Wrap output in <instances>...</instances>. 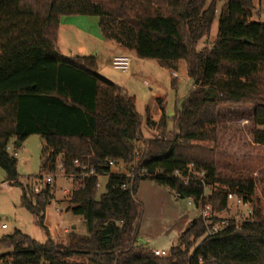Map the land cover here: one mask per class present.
Here are the masks:
<instances>
[{
  "label": "trees",
  "instance_id": "16d2710c",
  "mask_svg": "<svg viewBox=\"0 0 264 264\" xmlns=\"http://www.w3.org/2000/svg\"><path fill=\"white\" fill-rule=\"evenodd\" d=\"M259 1L0 0V168L18 185L9 143L15 139L17 146L39 135V178L58 170L71 178L67 208L86 225L85 234L71 229L63 240L52 239L44 225L52 185L39 192L27 185L21 205L36 217L47 240L40 243L19 230L2 236L0 264H264V207L255 196V179L223 174L216 165L220 107H250L252 140L264 145V22L252 20ZM218 2L223 3L216 37L198 48L210 34ZM70 16L89 21L87 27L96 28H88L90 33L122 51L185 73L192 87L171 118L173 131L167 129L165 98H156L157 120L147 110L141 116L134 97L96 73L95 56L60 55L58 31ZM142 120L159 136L143 139ZM118 165L125 171L144 168L147 175L132 181L112 169ZM175 171L189 177L187 184ZM102 175L105 192L97 198ZM199 177L209 191L204 202L212 222L228 212V193L251 205L253 219L209 236L198 215L167 256L154 255L137 241L138 182L151 180L178 198L193 197L199 208L205 191Z\"/></svg>",
  "mask_w": 264,
  "mask_h": 264
},
{
  "label": "rangeland",
  "instance_id": "374dc122",
  "mask_svg": "<svg viewBox=\"0 0 264 264\" xmlns=\"http://www.w3.org/2000/svg\"><path fill=\"white\" fill-rule=\"evenodd\" d=\"M211 0H206L209 4ZM223 2L217 3L216 19L214 20L208 37L202 38L198 48L212 42L217 34V17ZM252 20L264 22V0L256 3ZM89 21H82L80 16L69 18V24L62 25L58 31L57 50L64 57L76 55H92L99 51L97 56L101 76L119 84L128 96L135 99L136 111L144 115L145 110H155V98H165V113L173 117L179 108L183 97L192 87V82L184 72H178L177 77L161 67L156 60H140L131 58V67L128 72L113 69L108 63L107 56L112 50L96 37L87 32ZM89 31V30H88ZM90 32V31H89ZM92 33V32H91ZM106 47V48H105ZM122 54L129 55V51ZM176 78L177 85L172 86V79ZM250 107L224 106L218 109V131L216 143V165L223 174L230 172L252 176L256 183L255 196L261 199L264 207V145L255 144L252 140L254 127ZM169 118L168 131H173L174 125ZM145 124L142 120L141 131L143 139L157 137L160 131L149 129L145 133ZM43 141L39 135L28 136L20 145L15 146V139L9 143V152L14 154L17 164L18 185L7 181L5 172L0 168V238L19 230L36 241L43 243L47 240L46 232L39 226L37 219L21 205L23 187L29 186L33 190L35 185L44 186L39 178L40 152ZM147 148L142 144L141 149ZM114 171L129 170L118 165L112 167ZM52 200L47 205L44 216V225L49 235L55 241H61L72 227L80 234L86 233V225L82 216L73 215L65 209L68 205V195L64 190H71L72 180L64 176L63 172L53 173ZM99 188L97 198L105 192L107 176L98 179ZM207 193L209 191L207 190ZM134 198L140 203L141 213L137 223L138 238L142 237L147 246L153 250L164 249L169 251L171 244L176 243L179 234L186 228L189 221L200 215V210L189 205L188 200L176 198L167 187L151 180L138 182ZM229 210L223 213L224 218H238L240 213L245 215L251 208L248 203L241 206L229 202ZM4 225L5 227H2ZM66 230V231H65ZM137 238V239H138Z\"/></svg>",
  "mask_w": 264,
  "mask_h": 264
},
{
  "label": "built area",
  "instance_id": "2783aa9c",
  "mask_svg": "<svg viewBox=\"0 0 264 264\" xmlns=\"http://www.w3.org/2000/svg\"><path fill=\"white\" fill-rule=\"evenodd\" d=\"M130 64H131V58H130V56H128L126 54H122V53L117 54V55L113 56L111 59V66L113 67V69L119 70L121 72H128L129 68H130ZM172 74L174 77H177V74L175 72H173ZM14 154H16V152H14ZM139 159H140V153H139V151H136L135 152V160H139ZM108 164L110 166H113L114 162L109 161ZM58 165H60V163H58ZM90 174H93V170L90 171ZM200 174H201L200 176L203 175V173H200ZM125 175L133 181L136 178L146 176L147 173H146L144 168H138L137 170L135 168V169L129 170L128 172H125ZM174 175L181 178L183 181V184H187V182L189 181V177L181 176L178 171H175ZM198 179L204 185V182L202 181L201 177H199ZM53 180H54L53 174H47L42 179L44 185H52ZM126 187H128V184H126V183L122 184L123 189ZM204 189H205V191L202 195V199H203L202 203L200 204L199 208H197V209L200 210V216L203 219L204 224L206 226V235H209V236L214 235L226 227H229V226L237 227L241 222L253 219L252 209L249 208L245 215L241 214V215H239L238 218H226V217L224 218L223 217V218H219V220H217L215 222H212L211 221L210 206L204 202L208 196V193H207L208 188L204 185ZM40 190H41V187L39 185H35L33 188L34 192H39ZM69 193H70L69 190H65V194L68 195ZM175 197L178 198V195L175 194ZM227 199L229 201H231L236 206H241L243 204L242 197H240L239 195L234 194V193H228ZM187 200H188L189 205L195 206L193 197H189V198H187ZM2 227H5V226L2 225ZM154 255L164 257V256L168 255V251H166L164 249H161V250L155 249Z\"/></svg>",
  "mask_w": 264,
  "mask_h": 264
},
{
  "label": "crops",
  "instance_id": "0c3cea01",
  "mask_svg": "<svg viewBox=\"0 0 264 264\" xmlns=\"http://www.w3.org/2000/svg\"><path fill=\"white\" fill-rule=\"evenodd\" d=\"M70 17H72V16H70ZM70 17H66L65 19H64V22L60 25V27L62 26V25H67V24H69V18ZM81 17V16H80ZM82 18V21H84V19H83V17H81ZM259 21V20H258ZM60 29V28H59ZM87 32L89 33V34H91V36H93V37H96L97 39H99V40H101L102 42H104L105 43V45L104 46H108V50L110 49V50H112V52H111V54L110 55H108L107 56V61H108V63L111 65V59H112V57L113 56H115V55H117V54H121V52H123L122 50H120L118 47H116V46H114V45H112V44H109V43H107V42H105L100 36H97V35H93L92 33H90L88 30H87ZM106 48V47H105ZM98 53H99V51H96L95 52V54H94V56L96 57V63H97V56L96 55H98ZM129 55H130V57H133V58H137L136 57V55H135V53L133 52V51H130L129 52ZM138 60H140V64H142V62H143V59H140V58H137ZM130 67H131V64H130ZM101 71V68H99L98 67V64H97V69H96V73L97 74H99V75H101L100 72ZM168 71H170V70H168ZM171 73H173V71H170ZM176 74L178 73V72H175ZM176 79V78H175ZM119 85V84H118ZM120 86V85H119ZM121 87V86H120ZM122 88V87H121ZM122 90H123V88H122ZM123 95L124 96H128V94L127 93H125L124 91H123ZM187 95V94H186ZM185 95V96H186ZM184 96V97H185ZM183 97V98H184ZM155 100H156V98H155ZM155 110L153 111V112H150V110L148 111L147 110V112H148V114H149V116L153 119V120H157L158 119V117H159V115H160V113H161V110H160V108H159V106L157 105V103H156V101H155ZM250 112H251V110H250ZM144 115H145V113H144ZM143 115V116H144ZM142 116V115H141ZM169 118H171V117H169ZM144 122V121H143ZM144 124H145V122H144ZM145 133L147 134V132H148V130L150 129V128H148L146 125H145ZM173 130H174V128H173ZM21 143H19L18 145H20ZM117 171V170H116ZM118 171H122V170H118ZM64 193H65V190H64ZM241 214H243V213H240V215ZM66 231V230H65ZM144 239V238H143ZM146 242V241H145ZM145 244H147V242L145 243ZM158 250H160V249H158Z\"/></svg>",
  "mask_w": 264,
  "mask_h": 264
},
{
  "label": "water",
  "instance_id": "95a60500",
  "mask_svg": "<svg viewBox=\"0 0 264 264\" xmlns=\"http://www.w3.org/2000/svg\"><path fill=\"white\" fill-rule=\"evenodd\" d=\"M65 209L68 210L67 207H66ZM72 228L75 229V226H73ZM137 241H138V242H141V243H146L145 240H144L142 237H139V238L137 239Z\"/></svg>",
  "mask_w": 264,
  "mask_h": 264
}]
</instances>
